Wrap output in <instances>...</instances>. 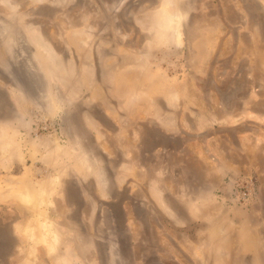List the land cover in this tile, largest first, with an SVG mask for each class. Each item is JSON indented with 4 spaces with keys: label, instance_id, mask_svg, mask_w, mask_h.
<instances>
[{
    "label": "rangeland",
    "instance_id": "374dc122",
    "mask_svg": "<svg viewBox=\"0 0 264 264\" xmlns=\"http://www.w3.org/2000/svg\"><path fill=\"white\" fill-rule=\"evenodd\" d=\"M262 212L264 0H0V264H261Z\"/></svg>",
    "mask_w": 264,
    "mask_h": 264
},
{
    "label": "bare ground",
    "instance_id": "6f19581e",
    "mask_svg": "<svg viewBox=\"0 0 264 264\" xmlns=\"http://www.w3.org/2000/svg\"><path fill=\"white\" fill-rule=\"evenodd\" d=\"M171 3L172 2L169 1L168 5H170ZM163 13H164L163 16L165 17L164 18V20H165L164 24L166 26V30H168L170 32V35H171L172 38L178 39V42L181 43L182 42V39H181L182 33H181V30H180V17H179V15L174 13V12H172V11H170L168 8L164 9ZM171 37H170V39H172ZM174 39H173V41H174ZM171 43H173V42H171ZM174 43H176V42H174ZM174 45H176V44H174ZM46 58H47V56H46ZM48 58H49V56H48ZM31 198L32 197H30V195H28V194H25V195L23 194L22 195V199L26 200L27 203L30 202ZM44 227H47V225H45ZM28 235L32 236V230H30V231L28 230ZM45 236H46V234H45ZM43 238H44V236H43ZM57 241H58V236L54 237L52 243H50V250L51 251L55 250L56 245H57ZM30 263H31V261L28 260V264H30Z\"/></svg>",
    "mask_w": 264,
    "mask_h": 264
},
{
    "label": "crops",
    "instance_id": "0c3cea01",
    "mask_svg": "<svg viewBox=\"0 0 264 264\" xmlns=\"http://www.w3.org/2000/svg\"><path fill=\"white\" fill-rule=\"evenodd\" d=\"M263 216H264V212H262ZM257 224L259 222V219L256 220ZM260 225H261V229H264V217H262V219H260ZM262 231L257 232L256 236L258 238H256L255 236V240L252 242H247V243H241L240 244V254L241 255H246V256H250L253 260V263H258L257 261H261V264H264V233H261ZM27 237H29V235L27 234ZM260 237V238H259ZM256 255H260L261 258H256Z\"/></svg>",
    "mask_w": 264,
    "mask_h": 264
}]
</instances>
